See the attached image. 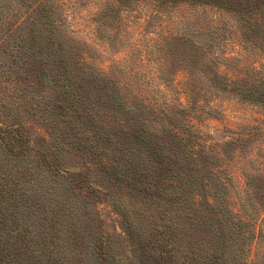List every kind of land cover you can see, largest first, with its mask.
Here are the masks:
<instances>
[{
	"label": "rangeland",
	"instance_id": "1",
	"mask_svg": "<svg viewBox=\"0 0 264 264\" xmlns=\"http://www.w3.org/2000/svg\"><path fill=\"white\" fill-rule=\"evenodd\" d=\"M32 25L44 41L55 33L64 46L74 75V97H67L82 114L165 144L176 135L197 154L195 198L212 207L213 235L221 234L213 237L196 213L199 231L189 235L188 221L180 219L183 230L170 232L171 243L191 246L206 262L222 237L218 264H264V106L248 100L252 89L264 90V0H0V123L19 125L29 145L19 166L25 222L48 238L40 246L54 249V220L72 225L54 217V190L62 188L55 179L74 176L94 214L92 222L80 213L77 223L87 238L108 239L121 264H131L112 199L97 193L100 172L85 170L92 133L71 109L54 125V97L68 87L50 54L41 52L32 64L17 49V42L29 41ZM43 66L48 75L37 87L34 75ZM115 101L122 112L111 108ZM56 136L64 143L55 163Z\"/></svg>",
	"mask_w": 264,
	"mask_h": 264
},
{
	"label": "trees",
	"instance_id": "2",
	"mask_svg": "<svg viewBox=\"0 0 264 264\" xmlns=\"http://www.w3.org/2000/svg\"><path fill=\"white\" fill-rule=\"evenodd\" d=\"M30 33L29 41L17 42V49L31 58L32 64L41 61V52H44L42 55L50 54L58 78L68 87L54 97V125L66 121L67 110L71 109L70 115L81 121V128L92 133L94 148L87 155L85 170L89 172L91 165L100 172L102 181L96 183L97 193L112 199L111 208L119 217L132 247L131 264H218L223 257L222 237L214 239L206 262L191 246L183 249L185 247L172 244L168 238L173 229L183 230L178 223L180 219L188 221L189 235L190 231L198 232L196 213L204 215L207 230L212 235L218 229L213 221L212 207L203 206L195 198L198 195L195 186L197 154L187 149L176 135L170 136L165 144L157 135L104 128L92 116L82 114L76 105L78 101L67 97V93L74 97L71 90L74 75L66 69L62 56L66 51L64 46L57 42L55 33L54 38L51 35L44 41L38 26L32 25ZM41 69L42 73L34 75L37 87L46 82L48 75L44 66ZM248 100L264 106V90L252 89ZM114 103L117 104L111 108L115 112L124 110L118 106L119 101ZM63 143L64 139L54 137L55 163V152H63ZM28 146L19 125L11 127L0 123V264H42V259L45 264H121L108 247V239L94 235L87 238L85 228L77 223L80 213L84 212L90 219L94 214H88L90 203L79 196L74 176L66 180L57 174L55 183H60L62 188L54 190V217L58 220L70 218L72 225L67 228L59 221L57 226V220H54V249L40 246L46 244L48 238L43 234L40 237L27 225L23 212L27 200H24L26 190L21 187L19 166L26 154L24 148Z\"/></svg>",
	"mask_w": 264,
	"mask_h": 264
}]
</instances>
